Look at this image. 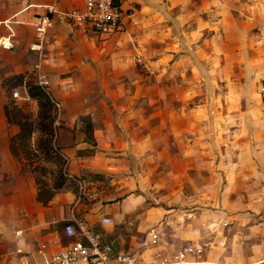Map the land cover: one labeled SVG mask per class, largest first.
Returning <instances> with one entry per match:
<instances>
[{"label": "crops", "instance_id": "0c3cea01", "mask_svg": "<svg viewBox=\"0 0 264 264\" xmlns=\"http://www.w3.org/2000/svg\"><path fill=\"white\" fill-rule=\"evenodd\" d=\"M54 1L0 0V264H45L54 228L73 217L97 227L102 216L123 249L155 226L163 251L202 245L198 264H264V0H119L118 31L58 21L39 46L33 24ZM38 71L68 122L55 144L77 180L47 203L10 151L19 128L5 113L12 98L36 115L23 95Z\"/></svg>", "mask_w": 264, "mask_h": 264}, {"label": "built area", "instance_id": "2783aa9c", "mask_svg": "<svg viewBox=\"0 0 264 264\" xmlns=\"http://www.w3.org/2000/svg\"><path fill=\"white\" fill-rule=\"evenodd\" d=\"M58 21L85 23L97 34L108 35L120 29L122 10L119 0H83L80 6L69 9H63L58 0L46 4L42 14L33 24L39 46L48 30ZM33 82L41 87L54 103L56 117L53 127L57 130L60 125L67 124V121L61 120L60 102L48 92L47 76L38 71ZM257 92L264 103V77L258 84ZM12 96L20 98L21 94L18 90H13ZM23 97L30 98L27 91ZM67 176L77 182L75 177ZM111 224L112 219L107 216L100 217L97 227L91 226L80 217H73L60 227L54 228L52 241L56 249L46 255L45 264H198L195 257L200 256L204 250L202 245L188 242L176 251H163L157 247L160 242L159 231L155 226H151L140 242L143 252L149 251V258L142 260L143 252L122 251L116 248L104 228ZM48 244L42 243L41 249H45ZM17 251L23 253L21 249ZM24 255L28 257V254Z\"/></svg>", "mask_w": 264, "mask_h": 264}, {"label": "trees", "instance_id": "16d2710c", "mask_svg": "<svg viewBox=\"0 0 264 264\" xmlns=\"http://www.w3.org/2000/svg\"><path fill=\"white\" fill-rule=\"evenodd\" d=\"M21 80L22 76H14L12 79L4 82L9 96L12 88L17 86ZM33 81L34 79L27 81L26 88L30 97L29 100L37 102L38 112L34 116L37 117V119L33 118L31 113L19 106L14 99H11L9 104L5 106V113L8 122L17 125L19 128L18 132L10 137L9 146L11 153L20 161L22 168H26V165L21 162V158H23L22 155H30L32 152L30 145L32 133L35 130L41 133L36 147L42 152L43 156L41 159L45 162L47 161V164L40 165L38 163L34 165V163H30V168L28 169L35 173H41V178H39L36 173V183L39 188L38 199L43 203H47L53 197L55 190L66 186V184H68L66 183L67 181H69L70 184H75V182L65 174L64 166L66 158L59 152L55 144L56 129L53 127V121L56 117V108L54 103L50 96L41 87L34 84ZM86 132L90 135L91 126L89 123L86 124ZM26 159L29 162H33L32 159ZM52 164L55 166L56 171L48 169L53 168ZM48 172L54 177L50 186L46 177H44Z\"/></svg>", "mask_w": 264, "mask_h": 264}, {"label": "rangeland", "instance_id": "374dc122", "mask_svg": "<svg viewBox=\"0 0 264 264\" xmlns=\"http://www.w3.org/2000/svg\"><path fill=\"white\" fill-rule=\"evenodd\" d=\"M214 84V85H213ZM216 85H215V83H211V87L213 88V87H215ZM211 92H212V90H211ZM210 92V93H211ZM10 97H11V95H10ZM198 97L199 96H197L196 95V97H195V102H196V106H200V104H197V103H200V100L198 99ZM12 99V98H11ZM32 101V102H31ZM28 106H31L32 108H33V110H36V113L38 112V106H37V102L36 101H34V100H28ZM30 113V112H29ZM32 114V113H31ZM33 115V118H35V119H37V117H34L35 116V114L33 113L32 114ZM32 117V116H31ZM40 135H41V133L40 132H38L37 130H35L33 133H32V135H31V138H30V145H31V149H32V152L30 153V155H25V154H23L22 155V157L23 158H21V162L22 163H24V165H26L25 167H26V169H28V168H30L29 167V165H30V163H34V165L35 164H40V165H46L47 164V161L45 162L43 159H41L42 158V152L36 147V145H37V143H38V140L40 139ZM215 151V149H212V154H213V152ZM217 154V156H220V154H218V153H216ZM198 155H202V148H199V149H196V156L198 157ZM26 158H28V159H32V161L33 162H29ZM216 159H214L213 160V162L215 161ZM196 162H197V159L195 160ZM49 162V161H48ZM211 163L210 164V166H211V169L212 170H216V171H221V169L218 167V164L217 163ZM53 165V164H52ZM203 164H201V163H195L194 164V167H195V169H194V172H195V175L196 176H194L195 178L196 177H198V178H200L201 176H202V168H203ZM48 169H53V170H55V166L53 165V168H48ZM56 171V170H55ZM37 173V172H36ZM199 175V176H198ZM37 176L39 177V178H41L42 176H41V173H37ZM44 177H46V180L49 182V186L52 184V182H53V179H54V177H53V175H51V174H49V172L44 176ZM169 181L167 180V179H164V184H167ZM76 184V183H75ZM125 183H124V181H116V182H114L112 185L113 186H111L112 187V191L113 192H115L116 191V193H118V192H120V191H122V189H120L119 188V186H122V185H124ZM108 185H110V181H109V184ZM48 186V187H49ZM166 188V186L163 188V189H165ZM49 189V188H48ZM57 190H55L54 192H56ZM164 191V193H166V191L165 190H163ZM104 197H105V195L103 196V199H104ZM107 197V196H106ZM118 198V197H117ZM147 198V200H146V203H147V205L149 206V205H154L155 204V199H154V196H147L146 197ZM89 200V199H91V197H87L86 198V200ZM195 200H197V197H195ZM91 201V200H90ZM179 203V202H178ZM194 203H196V202H194ZM193 203V204H194ZM184 205V207L185 206H187V204H183ZM183 212V211H182ZM184 213V212H183ZM133 219V218H132ZM86 220V219H85ZM88 222V221H87ZM90 224V223H89ZM91 226H92V224H90ZM125 226V225H124ZM118 229H119V232L120 233H125V231L124 230H122V229H125V228H122V226H119L118 227ZM132 229H134V227H132ZM132 229H130L129 231H128V233L132 230ZM116 230V229H115ZM125 230H127V229H125ZM119 232L117 233V235H120L119 234ZM127 233V234H128ZM111 234V233H110ZM135 234V233H134ZM111 237V239H113V241H114V239L116 238V236H112V234L110 235ZM118 237V240L117 239H115V241H114V245L116 246V248H117V246H118V249H120V250H123V251H128V249H126V248H122L121 247V245L122 246H124L125 245V247H126V243L127 242H124L125 241V239L124 240H122L121 238H119V236H117ZM138 237H139V241L141 242V236L140 235H138ZM136 243L135 244V246H134V248H132L131 249V251L133 252V251H138V252H142L143 251V247L141 246V243ZM119 243L121 244V245H119Z\"/></svg>", "mask_w": 264, "mask_h": 264}]
</instances>
